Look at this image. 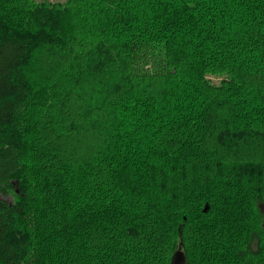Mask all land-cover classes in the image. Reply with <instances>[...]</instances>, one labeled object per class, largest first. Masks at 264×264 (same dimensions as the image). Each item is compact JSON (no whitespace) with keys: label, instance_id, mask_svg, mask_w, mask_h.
I'll list each match as a JSON object with an SVG mask.
<instances>
[{"label":"trees","instance_id":"trees-1","mask_svg":"<svg viewBox=\"0 0 264 264\" xmlns=\"http://www.w3.org/2000/svg\"><path fill=\"white\" fill-rule=\"evenodd\" d=\"M0 264H264V0H0Z\"/></svg>","mask_w":264,"mask_h":264},{"label":"rangeland","instance_id":"rangeland-1","mask_svg":"<svg viewBox=\"0 0 264 264\" xmlns=\"http://www.w3.org/2000/svg\"><path fill=\"white\" fill-rule=\"evenodd\" d=\"M35 1L36 2H44V1H47V2H52V3H64L66 0H35ZM215 82H218V80H215ZM91 142L92 141L90 139H87L86 142H85V145L91 144Z\"/></svg>","mask_w":264,"mask_h":264}]
</instances>
